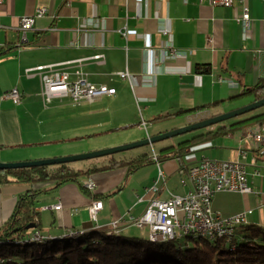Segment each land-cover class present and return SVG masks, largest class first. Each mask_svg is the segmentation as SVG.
<instances>
[{"label": "crops", "instance_id": "crops-1", "mask_svg": "<svg viewBox=\"0 0 264 264\" xmlns=\"http://www.w3.org/2000/svg\"><path fill=\"white\" fill-rule=\"evenodd\" d=\"M243 6L250 13L246 30L236 22ZM38 8H45L46 15L35 20L25 43L20 44L19 19L33 15ZM0 50V162L76 155L88 151V147L82 148L84 140L100 134L131 129L128 136L121 137L122 143H131L179 129L196 117L229 112L241 100L247 105L248 98L234 102L228 98L264 78V0H242L241 4L233 0L231 8L213 7L201 0H3ZM172 50L183 54L169 58ZM49 65L67 73L69 82L82 77L96 87L116 92L92 104L55 99L44 106L39 75L27 76L25 71ZM197 66L208 67L209 72H197ZM124 72L128 79L118 76ZM12 88L21 94L17 105L2 98ZM216 102L218 106L175 115ZM253 126L199 145L188 161L203 156L227 160L230 150L239 145L241 134ZM124 156L114 158L137 157ZM106 157L91 159L79 171L104 165ZM262 163L257 175L250 164L246 168L251 193H219L213 200L214 210L226 217L251 211L246 224L264 228ZM152 165L155 168L147 172L141 168L130 176L117 168L80 178L79 183L90 181L95 185L90 195L76 183H68L52 197L49 192L40 197L37 210L49 208L41 211L44 235L90 231L94 224L87 207L92 201L102 202L98 230L106 231L112 221L126 215L140 217L151 198L148 189L157 176V167ZM160 168L167 181L158 198L183 196L191 190L190 183L185 180L183 185V177L175 172L177 163L173 159L161 161ZM26 189L18 185L3 187L0 200L17 198ZM57 203L61 208L52 209ZM138 230L128 227L122 233L135 231L139 238L146 237L147 230Z\"/></svg>", "mask_w": 264, "mask_h": 264}, {"label": "trees", "instance_id": "trees-1", "mask_svg": "<svg viewBox=\"0 0 264 264\" xmlns=\"http://www.w3.org/2000/svg\"><path fill=\"white\" fill-rule=\"evenodd\" d=\"M197 72L207 73L209 68L197 66ZM243 98H248L249 103L264 99V78H260L253 86L244 87L239 94L229 97L228 101L234 102ZM218 104L216 102L178 111L175 115L191 114ZM215 115L217 114H213ZM240 117L243 119L228 126L216 127L213 131L208 130L176 146L161 150L159 161L172 159L168 157L170 154L173 157L188 155L192 149L203 143L229 134H238L248 126L264 125V110L253 111ZM104 159V165L84 171H76L69 164L0 170V190L13 185L27 187L18 195L10 218L0 227V264H264V228L253 224L239 225L235 235L229 240L218 238L209 241L199 237L187 238V242L172 240L166 243H152L143 238L92 229L75 237L26 241L31 239L34 232L42 231L41 213L37 210L42 195L56 191L68 183H76L84 194L90 195L79 183L80 178L94 172L117 168H125L130 176L153 164L147 154L128 160H116L114 156ZM258 160L264 161V155ZM46 184L52 185L51 188H37ZM30 224L36 228L26 230ZM188 242L191 246H188Z\"/></svg>", "mask_w": 264, "mask_h": 264}, {"label": "built area", "instance_id": "built-area-1", "mask_svg": "<svg viewBox=\"0 0 264 264\" xmlns=\"http://www.w3.org/2000/svg\"><path fill=\"white\" fill-rule=\"evenodd\" d=\"M213 7L231 8L233 0H201ZM242 3V0H238ZM3 0H0V5ZM46 15L45 8H38L33 15L19 19L20 44L25 43L27 32L33 29L35 20ZM244 30L250 24V13L247 7L242 8L236 18ZM183 53L170 51L169 58H175ZM37 73L40 78V96L44 106L53 100H68L72 104H92L103 97L113 96L115 89L105 86L96 87L88 83L84 78L76 82L68 81V74L56 68L54 65L37 67L25 71L27 76ZM79 74V72H76ZM121 79H128L127 73H118ZM222 82L233 84V81ZM9 99L17 105L21 101V94L16 88H12L2 97ZM146 131V124L142 122ZM198 148V147H197ZM197 148L191 150V153ZM188 155L182 157H168L177 163L176 173L185 178L192 186L191 190L183 196L168 195L166 199L158 198L163 191L167 176L160 168L159 155L152 151L151 158L157 167V176L152 186L148 189L151 198L146 204V209L141 217H130L125 224L137 228L148 226L153 234L162 238L180 237L183 233L202 231L212 236H221L222 232L234 231L236 226L246 223L247 215L251 211H242L235 215L225 217L219 211L213 209V200L219 193L249 194L252 192L248 183L246 168L248 164L255 168L254 175L258 174L260 166L259 157L264 155V125L255 124L252 129L243 132L239 138V145L230 150L227 160L201 157L195 162L188 161ZM264 165V161L262 163ZM83 187L93 192L95 185L90 181H84ZM141 202V200H139ZM60 209V204L53 206ZM102 209L101 202H92L88 206V214L92 221H96L97 213ZM117 221L112 223L113 229H118ZM31 238H42L36 233Z\"/></svg>", "mask_w": 264, "mask_h": 264}, {"label": "water", "instance_id": "water-1", "mask_svg": "<svg viewBox=\"0 0 264 264\" xmlns=\"http://www.w3.org/2000/svg\"><path fill=\"white\" fill-rule=\"evenodd\" d=\"M261 107H264V99H261L259 101L253 102V103H249V104L244 105V106H242L240 108H237V109H234L232 111L225 112V113H222V114H219V115H215V116H213L211 118H208V119L196 122V123L188 124V125H186L184 127H181L179 129H175V130H172V131H168V132L160 134L158 136L146 137L145 139L134 141V142H131V143H128V144H124L122 146L113 147V148L106 149V150L94 151V152H91V153H82V154H77V155H70V156H67V157H60V158L42 159V160H37V161L11 162V163L0 162V170H13V169L35 168V167H42V166H55V165H60V164H68V163H72V162H76V161H84V160H91V159H97V158H101V157H106V156H110V155H113V154L118 153V152H123V151L131 150V149H134V148L142 147V146L152 145L154 143H157V142H160V141H163V140H167L169 138H172V137H175V136H179V135L184 134V133L192 132V131L203 129V128H207V127H212V126H214V125H216L218 123H221L223 121H227V120H229L231 118H235V117L241 116L243 114L249 113V112L254 111L256 109H259ZM81 185H82V183H81ZM82 187H83V185H82ZM87 192L89 194H91V192H89V191H87ZM92 202H101V201H92ZM57 204H60V203H57ZM53 206H55V205H53ZM53 206L51 207L52 209H54ZM60 208H61V205H60ZM47 209H49V208L48 207H42L40 210L41 211H45ZM41 211H39V212L41 213ZM87 212H88V207H87ZM98 213H97V216H98ZM88 216H89V214H88ZM97 216H96V221H92L90 219V217H89L91 223L94 224V227L92 229H96V230L98 228V226L96 224L97 223ZM124 220L125 219L122 217V218H120L118 220L112 221L108 225V229L106 231L108 233H112L114 231V230L110 231V229H112V223L117 221L119 223V227H125V228L134 227V228L139 229V230H142L144 227H147L146 238H143V239H146L148 241H151V242L170 241V240H164V238L157 237L155 234H153L151 232L150 228L148 226H146V225L141 227V228H137V227H135L133 225L125 224V222H127L128 218L126 219V221H124ZM121 221H122V225H120ZM35 228H36L35 225L30 224V225H28L26 227V230H32V229H35ZM115 231H116V233H122V232H120L121 229H119V228L116 229ZM83 232H85V231H73V230H68L67 231L66 230L64 233H62L61 235H59L57 237H75V236H78V235L82 234ZM36 233H39V235L42 238H56V237H52L50 235H44V233H42V231L41 232L36 231V232L33 233V235H35Z\"/></svg>", "mask_w": 264, "mask_h": 264}, {"label": "rangeland", "instance_id": "rangeland-1", "mask_svg": "<svg viewBox=\"0 0 264 264\" xmlns=\"http://www.w3.org/2000/svg\"><path fill=\"white\" fill-rule=\"evenodd\" d=\"M243 102H245V100L244 101L241 100V101L233 104L230 107V109L240 108V107L244 106L243 105ZM263 110H264V107H261L259 109L254 110V111H257V112L259 111L260 112V111H263ZM251 112H253V111H251ZM246 114H248V113H246ZM243 115H241V116H243ZM211 117H213V115H209V114L203 115L201 117H196L195 118L196 120H194L193 122H190L189 124L196 123V122H199V121H202V120L211 118ZM240 119H243V117H240V118H238V117L231 118V119H229L227 121H223L221 123H218V124H216V125H214L212 127H207V128L195 130V131H192V132L184 133V134H181L179 136H175V137L169 138L167 140H163V141L154 143L152 145L142 146V147L134 148V149L127 150V151L118 152V153L113 154L112 156H114L115 158H117V157H123L124 155H125L124 157H130V156H138V155H142V154H147L151 158L150 155H151L152 151L158 155L159 152H160V150H162L163 148H167V147H170V146H176L178 143L183 142L185 140H189L193 136H196V135L202 134V133H206L210 128L228 126L231 123H234V122H236V121H238ZM130 133H131V129L121 130V131H115V132H109V133H105V134H100V135H97V136H95V137H93L91 139L84 140L83 141L84 144H82V146H83L82 148L83 149L84 148L86 149L88 147V151H86V153H91V152H94V151L106 150V149H110V148H113V147L122 146V145H124V143H122L123 142V139L121 137L128 136ZM115 144H120V145L114 146ZM125 144H128V143H125ZM57 147H59V146H57ZM78 148H81V147L78 146ZM67 156H70V155L61 156V157H67ZM57 158H60V157H57ZM126 160H128V159H126ZM151 160H152V158H151ZM159 162H161V161H159ZM86 163H90V160L76 161V162H72V163H68V164L72 168H74L76 170H80V169L84 168V166H85ZM153 164H155L154 161H153ZM49 167H52V166H49ZM153 168H155V166L151 165V166L144 167L140 171L147 172V171H149V170H151ZM124 169L125 168H120V171H122L123 173L126 172L127 170L126 169L124 170ZM182 180H184V179L182 178ZM172 181H175V179H173ZM138 185L139 184L137 183V186ZM54 194H55L54 190L53 191H49L48 196L49 197H52ZM43 196L44 195H42L41 198H43ZM16 201H17V198L8 199V200H5V201H1L0 200V227H2L5 224V222L12 215V213L14 211V208H15ZM130 217L131 216H129V215L124 216L123 217L125 219L124 221H126V219L127 218L129 219ZM135 219H137V218H135ZM244 224H246V223H244ZM120 225H122V221H121V224ZM237 227L238 226H236L234 228L233 236L235 235V230H236ZM117 228L121 229L120 232H122L123 231V228H125V227H119L118 226ZM145 230H147V227H144L142 230H138V231H141L142 232V231H145ZM110 231H113V232L112 233H109V234H117V235L118 234H123V233H116L115 229H113V228L110 229ZM42 233H46L45 232V229L42 230ZM125 235L130 236V237L139 238L138 235H137V233H135V231H134V233L133 232H129V233H126ZM143 236H144V234H143ZM199 237L207 239L204 236H200V234H187V235H182L180 237L174 238L173 240H178L180 242H183V241H186L187 242V240H186L187 238L196 239V238H199ZM144 238H146V237H144ZM44 239H46V238H44ZM216 239H218V238H216ZM207 240L213 241L215 239H207ZM225 240H227V239H225ZM170 241H172V240H170ZM166 242H169V241H164V242L157 241V242H152V243H166ZM188 246H191V243L190 242H188Z\"/></svg>", "mask_w": 264, "mask_h": 264}, {"label": "bare ground", "instance_id": "bare-ground-1", "mask_svg": "<svg viewBox=\"0 0 264 264\" xmlns=\"http://www.w3.org/2000/svg\"><path fill=\"white\" fill-rule=\"evenodd\" d=\"M244 224V223H243ZM242 225V224H241ZM233 233L234 231H230V232H222L221 236H212L210 233H204L202 231H192V232H186V233H183L182 235H187V234H200V236H204L206 237L207 239H216V238H225L227 240H229L232 236H233ZM181 235V236H182ZM159 238H162V237H159ZM177 238V237H175ZM44 238H31L29 240H26V241H41L43 240ZM174 238H164V240H173ZM1 263V261H0Z\"/></svg>", "mask_w": 264, "mask_h": 264}]
</instances>
